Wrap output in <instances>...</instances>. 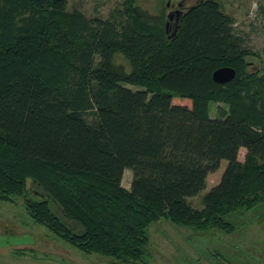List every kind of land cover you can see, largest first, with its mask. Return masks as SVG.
<instances>
[{
    "label": "trees",
    "instance_id": "16d2710c",
    "mask_svg": "<svg viewBox=\"0 0 264 264\" xmlns=\"http://www.w3.org/2000/svg\"><path fill=\"white\" fill-rule=\"evenodd\" d=\"M165 7L121 0L101 19L67 0H0V198L33 192V221L121 263L143 259L160 216L231 232L264 201V64L248 68L257 54L218 1L188 5L171 30ZM223 66L235 76L217 83ZM210 102L226 109L210 117Z\"/></svg>",
    "mask_w": 264,
    "mask_h": 264
},
{
    "label": "rangeland",
    "instance_id": "374dc122",
    "mask_svg": "<svg viewBox=\"0 0 264 264\" xmlns=\"http://www.w3.org/2000/svg\"><path fill=\"white\" fill-rule=\"evenodd\" d=\"M195 1L138 0V4L155 13L158 4L165 3L166 27L171 30L177 20L176 10L183 11ZM216 1L232 17L235 30L245 38L247 46L257 54L246 58L248 68L260 70L264 64V0ZM120 2L67 0V10L77 8L88 17L105 19L110 17ZM113 62L130 70L129 62L118 52L113 55ZM217 105L226 109L223 104L210 102V117L217 115ZM226 164V160H221L219 168L207 175L204 189L187 198L191 206L201 208L203 195L219 182ZM131 177V169L126 168L121 181L123 187L129 188ZM29 185L31 191L37 189L33 181ZM32 193L0 198V264H264V201L232 216L235 228L231 232L217 229L198 232L190 225H181L160 216L148 224L149 241L143 259L121 263L110 256L86 253L55 236L46 226L33 221L25 205L26 197H35ZM54 212L71 226L72 221L57 209ZM75 230L80 228L76 227Z\"/></svg>",
    "mask_w": 264,
    "mask_h": 264
},
{
    "label": "water",
    "instance_id": "95a60500",
    "mask_svg": "<svg viewBox=\"0 0 264 264\" xmlns=\"http://www.w3.org/2000/svg\"><path fill=\"white\" fill-rule=\"evenodd\" d=\"M180 13H181V11L176 10V12H175L176 17H178ZM171 17H172V13L169 14V18H171ZM234 76H235V70L229 66L219 67L212 72V79H213V81H215L217 83L228 82ZM29 182H30V179H27L26 180L27 187L29 185Z\"/></svg>",
    "mask_w": 264,
    "mask_h": 264
}]
</instances>
